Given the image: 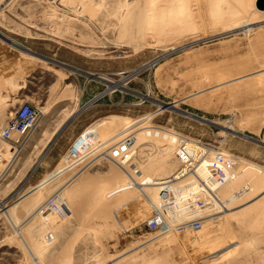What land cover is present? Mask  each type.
Returning a JSON list of instances; mask_svg holds the SVG:
<instances>
[{"label":"rangeland","instance_id":"1","mask_svg":"<svg viewBox=\"0 0 264 264\" xmlns=\"http://www.w3.org/2000/svg\"><path fill=\"white\" fill-rule=\"evenodd\" d=\"M260 1L0 0V37L5 38L0 51L41 67L29 76L15 109L9 108L2 97L9 98L0 93V121L24 103L46 112L14 164L0 175V203L4 200L6 205L0 209V264H36L23 248L24 240L17 237L19 230L8 224V217H13L9 210H16L18 218L26 202L33 204L36 199L38 205L32 210L38 212L27 217L32 219L39 212L48 215L55 208L48 202L76 172L63 163L64 155L83 133L94 135L90 141L97 145L85 154L111 144L112 138L103 143L102 135L99 138L92 131L112 116L120 121L132 119L131 132L142 126L160 128L199 142L201 146L195 142L194 147L203 151L216 154L221 150L235 157L234 167L238 164L247 170L217 197L220 203L227 201V208L234 203L233 215L225 212L213 218L214 207L198 229L181 225L184 231L163 235L164 222L162 226L158 220L147 221L155 212L135 193H129L126 201L109 200L100 208L105 209L93 211L91 220L86 218L87 204H75L61 216L56 241L43 264H100L120 255L124 259L109 264H264V174L248 169L253 165L264 170V25L247 34L245 30L229 33L238 24L264 22V10L256 5ZM251 2L252 10L245 6ZM57 71H62V81L57 80ZM10 82L14 80L8 79L6 85L14 92ZM120 82L123 88L106 92L110 84ZM77 110L82 111L76 114ZM234 128L249 140L227 135ZM41 134L55 137L41 139ZM157 135L160 132L153 131L135 137L111 156L120 160L140 150L129 170L139 163L146 168L142 171L149 181L174 180L180 169L176 155L168 177H159L152 165L159 155L150 146ZM162 149L159 153L170 150ZM126 150L130 151L124 155ZM81 162L84 167L88 161ZM2 168L0 162V172ZM121 176L105 159L93 163L80 179L92 184L85 202ZM164 179L153 182L168 181ZM233 194L238 196L232 202ZM118 202L123 206L113 209ZM17 223L18 229L26 226L24 219ZM24 229L20 231L26 235L28 229Z\"/></svg>","mask_w":264,"mask_h":264},{"label":"bare ground","instance_id":"2","mask_svg":"<svg viewBox=\"0 0 264 264\" xmlns=\"http://www.w3.org/2000/svg\"><path fill=\"white\" fill-rule=\"evenodd\" d=\"M81 1H84V0H81ZM85 1H88V0H85ZM81 3H83V2H81ZM245 6L248 7V9H250V10L254 9L253 3L252 4L249 3L248 5L245 4ZM96 8H97V10L99 9L98 5ZM88 9L90 10V8H88ZM92 9H94V6ZM94 10H96V9H94ZM263 25H264V22L256 23V24H250L248 22H245L243 24H238V25L234 26L229 31V33H234V32H238V31L241 32V31L245 30L246 32H244V33L247 34L252 28L261 27ZM0 42L5 43V38L1 36ZM8 45L16 48V46L14 44H8ZM55 76L57 77V80L62 81V76H63L62 71H57L55 73ZM110 85L107 87V91H106L107 93L112 92L118 88L121 89L125 86V84L121 83V82L118 84H112L111 86ZM102 95H104V93ZM100 96L101 95L94 97L93 101L97 100ZM89 104H87V105H89ZM80 111H82V110H80ZM80 111L77 110L76 114H79ZM173 111H175V109H173ZM45 113L46 112H43L42 115L45 116ZM120 120H121L120 118H118L116 116H112L108 119L109 123L106 122V123L101 124V122H100L99 124L95 125V128H93L94 126L93 127L91 126L94 129L92 131L93 134L97 135V137L102 135V138L99 137V138H101L99 140H102L103 143H105L104 141H107V138L108 139L112 138V141H110V142H112L111 144H107V143L103 144V145L101 144V148H99L100 147V145H99L97 147L98 149L96 148L97 149V151H96V149H93V148H94V146H97V145H94V143H92L90 141V139L94 135H90V134L88 135V133L87 134L83 133L82 135H80L76 139V141L73 143V145L70 147V149L67 151V153L64 155V157L62 159L63 163H65V164L67 163L68 167H74L77 174L79 171L80 172L83 171V173H84V171L89 166H91L93 163H96L99 160L105 159L113 167H115L116 170L121 172L122 176L120 177V179L118 181H115L112 184L111 183L107 184V185L103 186V188L101 187L100 189H98L95 192L94 199H91V200H88L85 202V197L87 195H89V192L91 189L90 185H92V184H91V182L86 181V178H85V180H84V178L82 180H80L81 176L83 174L82 172L79 173V175H77L75 172L73 177L75 176V174H76V176L74 178L70 177V179L67 180L68 182L65 183L63 185V187H60V190H58V191L56 190L57 192L54 194V196L48 202V205L53 203V205L55 207L54 209H51V212L48 215L43 216V215H40V212H39V215L36 214L37 216H34V218L30 219L29 216H31L34 212L35 213L38 212L37 208H34L36 210H32V208L35 207V205L37 204V202L35 203L36 199H34L33 204L29 203L28 201L26 202L25 206L31 204V206H27L28 208L27 207L25 208V206L21 208L23 213L21 212V214L18 217V218H20V220H18V218L14 214L16 210L15 211H14V209L9 210L10 211L9 216L13 215V217H8L10 220V222L8 224H10L16 231L19 230V232H16V235H17V237L19 236L24 240L23 241L24 247L23 246L22 247L25 249L27 248L29 250L27 254L30 253L34 257V258L32 257V259H35L36 264H43L44 255L49 252V250L52 248L53 244L55 243L56 238H55L54 233H55V230L60 227L59 226L60 224L58 222L60 221L61 216L62 215L64 216L65 213L71 211L72 208L75 206V204H79V203L80 204H85V203L87 204V206H86L87 207L86 218L90 219L91 216L93 218V216L95 214V212H93V211H95V210L99 211V210L105 209L104 207L102 209H100V208L104 204L106 205V203H108L109 200H111V199L115 200V199L123 198L124 201H126L127 195L129 193H135V194L143 197L145 199V201L148 203V205L153 209V211L157 215L162 216L161 218H163V222H164L165 227H166V230L163 233V235L165 233H169L171 231H173L172 233H174L175 229L176 230L179 229V227H178L179 225H189L191 222H193L194 219L199 220V218L201 217L200 213L197 214L198 216L195 215V217H193L194 215H192V212L194 209L199 210V207L196 205L199 202L205 205V209L209 208V206H211V205H212L213 209H214V207H216V213L215 214L213 213V215H211L213 218H214V216L220 215V214L222 215L225 212H226V215H229V216L233 215L232 213L234 211L232 209H230V207L233 206L234 203L230 207H228L229 208L228 209L227 206H229V205H227V203H226L227 201H225V202L221 201V203H220L217 200L218 199L217 197H218L220 191H222V189L224 187H226L231 181L238 178L240 176L241 172H243V170L246 169L247 167L243 168L242 166H240L241 168H239L238 164L236 167H234L237 163V162L236 163L234 162V165L232 166L231 172L229 173V171H226L227 179H226L225 184L222 186H218L219 185L218 184L219 183V176L217 174V171L212 169V166H211V164L213 162V157L216 154L213 152V150H208V151L205 150V151H207V152H205L200 147H198V148L194 147L197 144H195L194 141H188L186 143L185 147H186V152H188V154L190 156H187L186 159H188V161H186V162L188 163L191 160V161H193L192 164L196 163V165L194 167L192 166L191 168L183 170L184 173L181 174V176H179V172L177 171L178 174L175 176L174 180H172V179L168 180L167 178L164 179L162 177L159 179H155L156 181L152 180V179H151V181H149L150 178L149 179L147 178L148 174H145L144 173L145 171H142V169L145 170L146 168L145 169L141 168L142 165L140 166L139 163L134 165L133 169L129 170L130 169L129 163L132 161L133 157L140 150L139 151L137 150V152H135V150H134V152H131L128 155H126L127 159L125 161H122L125 158V156L122 159L118 160L117 158H113L111 156V152L114 149L123 145L125 142L135 141L136 139L132 140L135 137L137 138L138 136L143 135V134L153 133V131H156L158 133L160 132L161 135L159 137L157 135L158 138H155L153 140L152 144L150 145V146H152L151 148H156V150L158 151V152L157 151L156 152L159 154L156 157H154V158H156V159H154V161L152 160L153 161L152 165L158 171V175L160 174L159 177L164 176V175H166L168 177L170 171L173 170V165H174L173 162L175 161V158H174L175 155H176V157H177V155L179 156V151H180L179 147L181 146V144H180L179 139H178V134H175V133L169 132V131H165V130H159L160 128L156 129V128L151 127V126H142V125H141L142 126L141 128L137 127L136 130L134 129V131L131 132V129H133L135 127L134 121L130 118L122 120V121H120ZM228 134L237 135L244 140H249L248 136L242 135V133L239 132L236 128H234V130L227 131V135ZM54 136H55V134L54 135L50 134L49 136H47L46 134H41L39 138H41V139H53ZM99 140H98V142H100ZM108 142H109V140H108ZM83 144H87L88 147L80 149V147ZM91 146L93 147L92 149L95 151L92 152V150H90V152L85 154L89 149H91L90 148ZM159 148H161V149L162 148H165V149L170 148V150L168 149L169 151L167 154H165V153L162 154V153H159V151L161 150V149L158 150ZM1 149H4V151L1 152ZM198 149L201 150V153L199 152L197 154L196 151H198ZM149 151H151V150L149 149ZM191 151L192 152L194 151V152L191 153ZM196 154H197V156H196ZM220 154L224 155V158H222V161H223L222 167L223 168H224V166L227 167V165H228L227 163L229 161H232V158L230 157L231 155L227 156V154L223 153V152H220ZM138 155H140V154H138ZM193 156H195V157H193ZM17 157H18V155L14 154L12 152V149L10 148L8 143L0 141V162L1 163L8 162V164L3 165V168L1 169V172H0L1 176L5 175V173H7L6 171L11 166V164L17 159ZM151 157H152V155H151ZM179 158H180V156L177 157L176 159L178 160L179 164H181L179 161ZM83 159L84 160L86 159V161H88V162H84V165H86V166H84L85 168L83 167V163L81 162ZM176 161H175V165H176ZM234 161H235V159H234ZM182 163H183L182 166L185 165V167H189V165L187 163L186 164H184V162H182ZM81 164H82V167H80ZM133 164H135V162ZM179 164H178V166H179ZM87 165H88V167H87ZM145 165H143V166H145ZM146 166L149 167V165H146ZM80 168H82V169H80ZM248 169L253 170L254 172L258 173V175L264 174V170H262L258 167H254L253 165L251 167L249 166ZM171 178H172V176H171ZM161 179L168 180V181H166V182L164 181L163 183L159 182L158 184L154 183V182L160 181ZM68 187H71L70 189L73 188V190L68 191V190H70ZM247 188H248L247 190L251 191L250 186H248ZM65 189H67V190H65ZM71 193L72 194L74 193L75 196L70 195ZM85 193L87 195H85ZM162 194H164L166 196L169 195L170 197H173L174 204H172L171 207L167 206V204H170V203L165 202L166 200L164 199V196H162ZM235 194H237V193H235ZM242 194L245 195L246 192H245V194L244 193H242ZM236 196H238V195H234L232 197V200H231L232 202L234 201V199H236ZM262 196H264V191L262 193ZM3 201H2V203H0V209H5L4 207L6 205H5V203L3 204ZM228 202L230 203V200ZM45 205H47V204L45 203ZM20 206H22V205H20ZM122 206H123L122 203L118 202L117 205L112 207V208L116 210V209H120ZM234 207H236V206H234ZM16 208H17V206H16ZM31 211H32V213H31ZM4 214H6V213H4ZM14 215H15V217H14ZM27 215H29V216L27 217ZM7 216H8V214H7ZM211 216H208V217H211ZM204 217L205 216H203V219L202 218L200 219L201 220L200 223H202L205 220L206 217L205 218ZM213 218H211V219H213ZM23 219L26 222L25 223L26 226H24L23 229L25 227H27V229H28V230H26L27 231L26 235H24L25 233H23V231H20L23 229H18L19 226L18 225H17L18 227L16 226V224H18L17 222H19ZM29 219H30V221H29ZM33 220H36L35 224H33V222H34ZM22 223H24V222H22ZM31 230H32V232H31ZM59 230L60 229H58V231ZM180 232H181V230H180ZM28 235H29V238H28ZM32 237H34L35 239L33 238L34 239L33 240ZM18 239H20V238H18ZM20 244H22V243H20ZM73 248L74 247H72V249ZM121 259H124V255L117 256L116 258L111 259L110 261L108 260V261L111 263H115ZM109 262H107V260H106L100 264H107V263L109 264ZM65 264H70V263H65Z\"/></svg>","mask_w":264,"mask_h":264},{"label":"built area","instance_id":"3","mask_svg":"<svg viewBox=\"0 0 264 264\" xmlns=\"http://www.w3.org/2000/svg\"><path fill=\"white\" fill-rule=\"evenodd\" d=\"M41 115H42V113L40 111L32 108V106L30 104L24 103V104L19 105L17 107V109L14 110L12 116L6 117V119H4V121H2V122L0 121V141L8 143L10 148L12 149V152L14 154L19 155L21 153L25 143L27 142V140L31 137L32 133L34 132L36 125L39 123ZM168 130H171V129H168ZM176 134H178V133H176ZM178 139H179V142L181 144V146L179 147V150H180L179 151V156H180L179 161L181 164L179 166L180 169L178 168L179 169L178 172H179V176H181V174L184 173L183 170L191 168L192 166L194 167L196 165V163L192 164L193 161H191V160L188 163L186 162V161H188V159H186L187 156H190V155L188 154V152H186L185 145L188 141H193V140H190V139H188V138H186L180 134H178ZM194 142H197V141H194ZM197 143L200 144L199 142H197ZM200 146H201V144H200ZM128 151H130V150L124 151L123 154L126 155L128 153ZM220 151L221 150L216 152V155L213 157V162L211 164L212 169L217 171V174L219 176V183H218L219 185L218 186H222L225 184L226 179H227L226 171H229V173H230L232 166L234 165V162H237V159L235 157L230 156L232 158V161H229L227 163L228 164L227 167L224 166V168H223L222 167L223 166L222 158H224V155L220 154ZM179 156L177 155V157H179ZM126 159H127V156H125V158L122 161H125ZM234 159H235V161H234ZM182 162H184V164L187 163L189 165V167H185V165L182 167V165H183ZM5 164H8V162L3 163V165H5ZM130 166L132 168V164ZM162 196H164V199L166 200L165 202L170 203V204H167L168 207H171V205L174 204L173 197H170L169 195L166 196L164 194H162ZM198 205H199L200 211L194 209L192 212V215L197 216V214L200 213V216L203 217L204 215L211 213L209 211L213 210L212 205L209 206V208H207V209H204V206L202 204H198ZM161 217L162 216L154 213L153 217L150 219H147V221L158 220L159 222H161V225L163 226L164 224H163V220ZM200 219L195 220V221L193 220V222L190 223V226L188 227V229H192L193 231L198 229L200 227V224H201ZM178 227H179V230H177V231L184 230V228H185L181 225H179Z\"/></svg>","mask_w":264,"mask_h":264},{"label":"crops","instance_id":"4","mask_svg":"<svg viewBox=\"0 0 264 264\" xmlns=\"http://www.w3.org/2000/svg\"><path fill=\"white\" fill-rule=\"evenodd\" d=\"M38 68L41 67L33 64L30 60L28 61L24 57L17 58L10 53L4 54V51H0V93L2 96H7L9 98L2 97V100H4L5 103H10L9 108L15 109L17 106L16 103L22 101L21 92L27 89V86L30 83L28 80L29 76H31ZM8 79L14 80V83L10 82L14 92H12L11 88L6 85ZM9 100L12 101L10 102ZM13 101L16 102L12 103Z\"/></svg>","mask_w":264,"mask_h":264},{"label":"water","instance_id":"5","mask_svg":"<svg viewBox=\"0 0 264 264\" xmlns=\"http://www.w3.org/2000/svg\"><path fill=\"white\" fill-rule=\"evenodd\" d=\"M259 10H264V0H261L259 3L256 4Z\"/></svg>","mask_w":264,"mask_h":264}]
</instances>
